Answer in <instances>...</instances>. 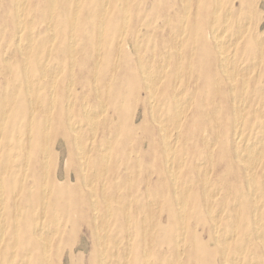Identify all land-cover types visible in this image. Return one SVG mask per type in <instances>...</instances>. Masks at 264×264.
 Here are the masks:
<instances>
[{"label": "rangeland", "instance_id": "rangeland-1", "mask_svg": "<svg viewBox=\"0 0 264 264\" xmlns=\"http://www.w3.org/2000/svg\"><path fill=\"white\" fill-rule=\"evenodd\" d=\"M263 1L0 0V264H101V247L108 264H264V196L254 212L245 195V166L264 188ZM236 118L254 160L235 153Z\"/></svg>", "mask_w": 264, "mask_h": 264}, {"label": "bare ground", "instance_id": "bare-ground-1", "mask_svg": "<svg viewBox=\"0 0 264 264\" xmlns=\"http://www.w3.org/2000/svg\"><path fill=\"white\" fill-rule=\"evenodd\" d=\"M17 1V9L19 10V11H21L22 9H23V0H16ZM54 1V0H53ZM50 2V1H49ZM264 2V1H263ZM27 3H29V2H27ZM79 3V2H78ZM258 3H259V1H258ZM52 4V3H51ZM108 4V3H107ZM218 4V3H217ZM264 4V3H263ZM214 5V4H213ZM259 6V5H258ZM25 7V6H24ZM125 7V6H124ZM226 7V6H225ZM259 8V7H258ZM126 9V8H125ZM53 10V9H52ZM127 10V9H126ZM186 10V9H185ZM73 11H74V9H73ZM142 11V10H141ZM21 12H23V11H21ZM20 12V13H21ZM226 13H227V11H225ZM123 13V12H122ZM214 13V12H213ZM212 13V14H213ZM23 14V13H22ZM51 14H52V12H51ZM19 15V14H18ZM17 15V16H18ZM18 18H19V16H18ZM50 18H51V16H50ZM103 18V17H102ZM245 18V17H244ZM32 19V18H31ZM96 19H98V18H96ZM238 19V18H237ZM242 19V18H241ZM69 20H71V19H69ZM21 21V20H20ZM50 21V20H49ZM100 21V20H99ZM104 21V20H103ZM227 21V20H226ZM246 21V20H245ZM244 21V22H245ZM100 22H102V21H100ZM148 22H150V21H148ZM147 22V23H148ZM247 22V21H246ZM245 22V23H246ZM75 23V22H74ZM223 23V22H222ZM240 23H242V22H240ZM71 24V23H70ZM190 24H192V23H190ZM22 25V24H21ZM103 25V24H102ZM126 25H127V23H126ZM237 25V24H236ZM72 26V25H71ZM99 26V25H98ZM225 26V25H224ZM242 26V25H241ZM52 27V26H51ZM195 27V26H194ZM222 27H223V25H222ZM227 27V26H226ZM258 27V26H257ZM49 28V27H48ZM75 28V27H74ZM179 28V27H178ZM54 29V28H53ZM20 30V32H22L23 31V29H22V26H21V28L19 29ZM72 30V29H71ZM70 30V31H71ZM184 30V29H183ZM189 30V29H188ZM225 31V30H224ZM260 31V30H259ZM100 32H102L101 30H100ZM241 32V31H240ZM264 32V31H263ZM125 33V32H124ZM212 33V32H211ZM54 34V33H53ZM182 34H183V32H182ZM195 34H196V32H195ZM231 34V33H230ZM235 34V33H234ZM19 35V34H18ZM100 35V34H99ZM125 35V34H124ZM237 34H235V36H236ZM101 36V35H100ZM99 36V37H100ZM231 36V35H230ZM211 37H212V39L216 42V46H218L219 47V50H220V67H221V69H223V72H226L227 74L229 73L230 74V71H232V70H234L235 69V67H233L234 65V63L232 64V62H231V60H230V58H231V54H230V52H228V51H225V45H226V39H224V38H222V37H220V36H218L217 35V33H216V30L211 34ZM229 37V36H228ZM147 39H148V37H147ZM228 39V38H227ZM236 39V38H235ZM31 40V39H30ZM29 40V41H30ZM234 40V39H233ZM264 40V39H263ZM19 41L21 42V44H22V41H23V39H22V37H21V35L19 36ZM25 41V40H24ZM133 40L131 39V41L130 42H132ZM235 41V40H234ZM240 41V40H239ZM70 42V41H69ZM178 42V41H177ZM30 43H31V41H30ZM71 43H72V41H71ZM100 43V42H99ZM141 43V42H140ZM227 43H228V41H227ZM262 43V42H261ZM26 44H28V43H26ZM139 45V44H138ZM237 45V44H236ZM19 46V45H18ZM23 46V45H22ZM32 46V45H31ZM99 46V45H98ZM97 46V47H98ZM128 46V45H127ZM135 46V45H134ZM155 46V45H154ZM28 47H29V44H28ZM67 47H68V45H67ZM130 47V46H129ZM178 47H180V46H178ZM27 48V47H26ZM30 48V50H31V47H29ZM217 48V47H216ZM180 49V48H179ZM223 49H224V51H223ZM228 49V48H227ZM235 49V48H234ZM75 50V49H74ZM81 50V49H80ZM99 50V49H98ZM155 50V49H154ZM22 51V50H21ZM68 51V50H67ZM73 51V50H72ZM7 52V51H6ZM132 52V51H131ZM228 52V53H227ZM235 52V51H234ZM11 53V52H10ZM14 53V52H13ZM13 53H11L12 55H13ZM173 53V52H172ZM171 52H170V54H172ZM235 53H237V51L235 52ZM10 54V55H11ZM93 54V53H92ZM102 54V53H101ZM262 54V53H261ZM5 55V54H4ZM119 55V54H118ZM150 56V55H149ZM182 56V55H181ZM235 56V55H234ZM257 56V55H256ZM5 57V56H4ZM154 57V56H153ZM6 58V57H5ZM150 58V57H149ZM236 58V57H235ZM48 59V58H47ZM253 59V61L252 62H254V58H252ZM251 59V60H252ZM94 60V59H93ZM99 60V59H98ZM148 60H150V59H148ZM240 60V59H239ZM155 61V60H154ZM28 62V61H27ZM39 62V61H38ZM98 62V61H97ZM145 62V61H144ZM234 62H235V60H234ZM9 63H11V62H9ZM118 63V62H117ZM236 63V62H235ZM240 63V62H239ZM7 64V63H6ZM46 64V63H45ZM98 64V63H97ZM147 64V63H146ZM254 64V63H253ZM23 65V64H22ZM180 65V64H179ZM190 66V65H189ZM240 66V65H239ZM249 66V65H248ZM247 66V67H248ZM27 67V66H26ZM151 67V66H150ZM163 67V66H162ZM246 67V68H247ZM254 67V66H253ZM1 68V67H0ZM39 68V67H38ZM245 68V67H244ZM245 68V69H246ZM250 68V67H249ZM252 68V67H251ZM26 70L25 71H27V68H25ZM158 69V68H157ZM160 69V68H159ZM29 70V69H28ZM151 70V69H150ZM247 70V69H246ZM249 70V69H248ZM54 71V70H53ZM135 71V70H134ZM166 71V70H165ZM170 71V70H169ZM181 71H182V69H181ZM56 72H57V70H56ZM154 72V71H153ZM157 72V71H156ZM178 72V71H177ZM180 72V71H179ZM192 72V71H191ZM233 72V71H232ZM181 73V72H180ZM225 73V74H226ZM26 74H27V72H26ZM94 74V73H93ZM140 74H141V76L143 77V80L146 82V84H148V85H152L153 83H154V79H156L155 77H154V75L148 70V69H145V68H143L141 71H140ZM191 74V73H190ZM229 74H228V76H229ZM97 76V75H96ZM164 76V75H163ZM177 77V76H176ZM234 77V76H233ZM176 79V78H175ZM219 79V78H218ZM190 80V79H189ZM231 80V87H232V89H234L235 88V82H234V80H232V79H230ZM229 80V81H230ZM35 81V80H34ZM56 81H57V79H56ZM248 81V80H247ZM53 82V81H52ZM51 82V83H52ZM179 82H180V80H179ZM20 83H21V81H20ZM71 83V82H70ZM245 83V82H244ZM27 84V83H26ZM55 84H56V82H55ZM161 84V83H160ZM165 85V84H164ZM178 85H179V83H178ZM196 85V84H195ZM248 85V84H247ZM19 86V85H18ZM52 86V85H51ZM20 87V86H19ZM44 87V86H43ZM42 87V88H43ZM244 87V86H243ZM147 88V87H146ZM263 88H264V86H263ZM262 88V89H263ZM40 90H41V88H40ZM246 90V89H245ZM264 90V89H263ZM28 92V91H27ZM32 92V91H31ZM71 92V91H70ZM177 92V91H176ZM178 92H180V91H178ZM233 92V91H232ZM240 92V91H239ZM242 92V91H241ZM245 92V91H244ZM253 92H255V91H252V93ZM53 93V92H52ZM161 93V92H160ZM181 93V92H180ZM251 93V92H250ZM251 93V94H252ZM192 93H190V95H191ZM254 94V93H253ZM6 95V94H5ZM53 95V94H52ZM148 95H149V98H151V100H154L155 99V95H154V93L151 91V89L149 90V93H148ZM179 95V94H178ZM241 94H238L237 96H235V101H237L238 102V98L239 97H241L240 96ZM51 96V95H50ZM86 96V95H85ZM173 96V95H172ZM233 96H234V94H233ZM67 97H69L68 95H67ZM175 97V96H174ZM188 97V96H187ZM0 98H1V96H0ZM13 98V97H12ZM75 98V97H74ZM184 98V97H183ZM189 98H190V96H189ZM233 98V97H232ZM251 98H252V96H251ZM168 99V98H167ZM188 99V98H187ZM257 99H258V97H257ZM51 100V99H50ZM49 100V101H50ZM150 100V101H151ZM190 100H193V99H190ZM2 101V100H1ZM0 101V102H1ZM69 101V100H68ZM187 101V100H186ZM151 102H153V101H151ZM249 102V101H248ZM70 103H72V102H70ZM86 103H88L87 101H86ZM156 103V102H155ZM157 103H159V102H157ZM184 103V102H183ZM189 103V102H188ZM241 103V102H240ZM31 104V103H30ZM49 104V103H48ZM68 104V103H67ZM162 104V103H161ZM167 104V103H166ZM181 103H180V100H177L176 101V103H175V106L177 107V109L179 108V106H183V105H180ZM244 104V103H243ZM3 105V104H2ZM52 105V104H51ZM70 105V104H69ZM72 105V104H71ZM152 105V104H151ZM4 106V105H3ZM68 106V105H67ZM66 106V107H67ZM187 106H189V105H187ZM52 107V106H51ZM102 107V106H101ZM148 107V106H147ZM6 108H8V107H6ZM86 108V107H85ZM181 108V107H180ZM179 108V109H180ZM257 108V107H256ZM4 110H6L5 108H3ZM51 109V108H50ZM87 109V108H86ZM90 109H92V108H90ZM90 109H87V110H83V112H84V115L88 118L87 120H88V128H89V130L90 131H93L94 130V128H95V125H96V123H95V121L94 120H90V117H91V115H93V113H94V110H93V112H92V110H90ZM185 109V108H184ZM258 109V108H257ZM100 110H101V108H100ZM107 110V109H106ZM173 110V109H172ZM217 110V109H216ZM216 110H214V111H216ZM105 111V110H104ZM164 111V110H163ZM221 111V110H220ZM52 112V111H51ZM67 112H68V109H67ZM106 112V111H105ZM181 112V111H180ZM234 112H235V110H234ZM6 113V112H5ZM182 113V112H181ZM255 113V112H254ZM2 114V113H1ZM32 114H33V112H32ZM155 114V113H154ZM235 114V113H234ZM8 115V114H7ZM51 115H52V113H51ZM96 115V114H95ZM102 115V114H101ZM33 115H31V117H32ZM153 116V115H152ZM164 116V115H163ZM170 116H171V114H170ZM170 116H169V118H170ZM162 117V116H161ZM173 117V116H172ZM232 117V116H231ZM241 117V116H240ZM7 118V117H6ZM168 118V119H169ZM233 118V117H232ZM50 119V118H49ZM161 119V121H162V118H160ZM165 119V118H164ZM242 119V118H241ZM252 119V118H251ZM3 121H4V119H2ZM254 120V119H253ZM29 121H30V119H29ZM47 121V120H46ZM76 121V120H75ZM75 121L73 122V123H75ZM179 121V120H178ZM235 121V120H234ZM31 122V121H30ZM29 122V123H30ZM50 122V121H49ZM81 122V121H80ZM136 122V121H135ZM134 122V123H135ZM162 122H164V120L162 121ZM173 122V121H172ZM72 123V122H71ZM156 123V122H155ZM2 124V123H1ZM5 124V123H4ZM50 124V123H49ZM70 124V123H69ZM78 124H80V123H78ZM161 125H162V123H160ZM165 124V123H164ZM45 125H46V123H45ZM235 126H234V133H235V136L238 138V140L235 142V153H236V155L238 156V157H240V155H242L243 156V158H246L248 161L249 160H254L259 154H261V150H260V148H258V144L257 143H259V142H257V141H251L250 143L249 142H247V140H245V139H243L242 138V135H241V131H242V128L240 129V126H239V122H238V118H236V122H235V124H234ZM250 125V124H249ZM259 125V124H258ZM257 125V126H258ZM3 126V125H2ZM48 126V125H47ZM70 126V125H69ZM72 126V128H75L76 127V123L73 125H71ZM86 126V125H85ZM167 126V125H166ZM181 126V125H180ZM230 126V125H229ZM242 126V125H241ZM84 127V126H83ZM83 127H82V129H83ZM260 127V126H259ZM45 128H46V126H45ZM151 128V127H150ZM247 128V127H246ZM261 128V127H260ZM263 128V127H262ZM31 129V128H30ZM48 129H50V127H48ZM71 129V128H70ZM77 129L78 128H76V131H77ZM80 129V128H79ZM257 129V128H256ZM97 130V129H96ZM161 130V129H160ZM165 130V129H164ZM75 131V130H74ZM207 131V130H206ZM218 132V131H217ZM48 133V132H47ZM168 133V132H167ZM31 134V133H30ZM164 134H165V132H164ZM175 134V133H174ZM178 134V133H177ZM176 134V135H177ZM206 134H208V133H206ZM264 134V133H263ZM93 135V134H92ZM205 135V134H204ZM118 136V135H117ZM175 136V135H174ZM78 137H79V135H78ZM176 137V136H175ZM206 137V136H205ZM260 137V136H259ZM109 138V137H108ZM174 138V137H173ZM53 139V138H52ZM112 139V138H111ZM261 139V138H260ZM54 140V139H53ZM65 140V139H64ZM76 140V139H75ZM173 140V139H172ZM177 140V139H176ZM216 140V139H215ZM214 140V141H215ZM66 141V140H65ZM88 141H89V138H88ZM93 141V140H92ZM213 141V140H212ZM260 141V140H259ZM263 141V140H262ZM30 142V141H29ZM90 142V141H89ZM172 142V141H171ZM174 142V141H173ZM208 142H209V140H208ZM211 142V141H210ZM229 142V141H228ZM91 143V142H90ZM164 145H165V147H168L169 145H170V141L166 138V139H164ZM81 144V143H80ZM89 144V143H88ZM105 144H106V141H105ZM109 144V143H108ZM210 144V143H209ZM11 145V144H10ZM68 145V144H67ZM145 145V144H144ZM221 145V144H220ZM261 145V144H260ZM102 146H104V145H102ZM108 147V146H107ZM0 148H2V147H0ZM111 148V147H110ZM109 148V149H110ZM230 148V147H229ZM81 149V148H80ZM143 149V148H142ZM103 150H105V149H103ZM173 150V149H172ZM63 151V150H62ZM81 151V154H83L84 153V151L83 150H80ZM86 151V150H85ZM135 151V150H134ZM68 152V151H67ZM108 152V151H107ZM171 152V151H170ZM69 153V152H68ZM110 153V152H109ZM78 154V153H77ZM13 155V154H12ZM44 155V154H43ZM61 155H62V153H61ZM212 155H214V154H212ZM28 156V155H27ZM60 156V155H59ZM88 156V155H87ZM172 154L171 153H169V152H167V154H166V166L168 167V170H169V172H170V176H171V179H173V184H174V187H178V185L180 184H178L177 185V179L174 177V173L171 171L172 169H174L175 168V162H174V160H173V158H172ZM199 156V155H198ZM8 157V156H7ZM61 157V156H60ZM98 157H100V156H98ZM15 158V157H14ZM29 158V157H28ZM100 158H102L103 160H105V159H107V157H106V155H104L103 157L101 156ZM105 158V159H104ZM185 158V157H184ZM85 159V158H84ZM109 159H110V157H109ZM205 159V158H204ZM212 159V158H211ZM242 159V158H241ZM60 160V159H59ZM58 160V161H59ZM87 160V159H86ZM183 161H184V159H183ZM199 162H197L198 164L200 163V160H198ZM205 161V160H204ZM203 160H202V163L204 162ZM14 162V161H13ZM48 162V161H47ZM82 162V161H81ZM80 162V163H81ZM181 162V161H180ZM206 162V161H205ZM241 162V161H240ZM258 162V161H257ZM87 163V162H86ZM93 163V162H92ZM211 163H213L212 162V160H211ZM231 163V162H230ZM55 164V163H54ZM180 164V163H179ZM183 164V163H182ZM258 164V163H257ZM20 165V164H19ZM46 165V164H45ZM56 165V164H55ZM66 165V164H65ZM203 165V164H202ZM208 165V164H207ZM217 165V164H216ZM232 165V164H231ZM250 165V164H249ZM84 166V164H82V167ZM92 166H93V164H92ZM179 166V165H178ZM131 167V166H130ZM129 167V168H130ZM216 167V166H215ZM65 168V167H64ZM85 168V167H84ZM94 168V167H93ZM27 169V168H26ZM238 169V168H237ZM62 170V169H61ZM149 170V169H148ZM245 170H246V172L248 171V173H247V181H248V192L245 194L246 195V197H247V199L248 200H250L252 203V209H253V211L255 212V211H257L258 210V208H260V207H257L256 206V203L258 202V200H260V198L262 199L263 198V196H264V188L263 189H261V187H258V185H257V182H256V179H255V177H254V172H251L252 171V169L250 168V167H248V166H245ZM92 171H93V169H92ZM107 171V170H106ZM83 172V171H82ZM95 172V171H94ZM201 172V171H200ZM103 173V172H102ZM147 173V172H146ZM234 173V172H233ZM47 174V173H46ZM149 174V173H148ZM228 174V173H227ZM75 175V174H74ZM106 175H107V172H106ZM224 175V174H223ZM63 176V175H62ZM102 176V175H101ZM57 177V176H56ZM60 177V176H59ZM177 177V176H176ZM228 177V176H227ZM65 178V177H64ZM105 178H106V176H105ZM21 179H22V177H21ZM57 179V178H56ZM56 179H55V181H56ZM92 179V178H91ZM163 179V178H162ZM44 180V179H43ZM49 180V179H48ZM53 180V179H52ZM70 180V179H69ZM194 180V179H193ZM212 180H214V179H212ZM2 181V180H1ZM23 181V180H22ZM65 181H66V179H65ZM84 181V180H83ZM93 181H94V179H93ZM162 181V180H161ZM210 181V180H209ZM209 181L207 182V183H209ZM197 182V181H196ZM213 182V181H212ZM220 182V181H219ZM263 182V181H262ZM2 183V182H1ZM0 183V184H1ZM60 183V182H59ZM58 183V184H59ZM104 183V182H103ZM61 184H63V183H61ZM85 184V183H84ZM88 184H90V183H88ZM182 184H184V182L182 183ZM214 184V183H213ZM239 184V183H238ZM263 184H264V182H263ZM72 185V184H71ZM74 185V184H73ZM86 186V185H85ZM190 185H187V187H189ZM217 187V186H216ZM264 187V186H263ZM3 189H4V187H2ZM33 188V187H32ZM241 188V187H240ZM46 189V188H45ZM96 189V188H95ZM106 189V188H105ZM186 189V188H185ZM217 189H218V187H217ZM217 189H216V191H217ZM97 190V189H96ZM95 190V191H96ZM181 190V189H180ZM221 190V189H220ZM245 190V189H244ZM1 192L3 191V190H0ZM49 191V190H48ZM47 191V192H48ZM214 191V190H213ZM216 191H214V192H216ZM90 192H92V191H90ZM175 192V191H174ZM178 192V191H177ZM244 192V191H243ZM1 194V193H0ZM92 194V193H91ZM45 195V194H44ZM240 196H238L239 198L241 197V194H239ZM226 196V195H225ZM2 197V196H1ZM91 197V196H90ZM94 197H95V195H94ZM105 197V196H104ZM127 198V197H126ZM215 198V197H214ZM98 199V198H97ZM221 199V198H220ZM2 200H3V198H2ZM98 201V200H97ZM129 201V200H128ZM177 201V200H176ZM234 201V200H233ZM93 202V201H92ZM130 202V201H129ZM264 202V201H263ZM262 202V203H263ZM1 200H0V205H1ZM154 203V202H153ZM179 203H181V202H179ZM209 203V202H208ZM184 204V203H183ZM235 204V203H234ZM238 204V203H237ZM237 204H235L236 206H237ZM19 205V204H18ZM126 205H127V203H126ZM43 206H44V204H43ZM235 206V207H236ZM261 206H262V204H261ZM178 207H179V205H178ZM183 207V206H182ZM203 207V206H202ZM247 207V206H246ZM263 207V206H262ZM3 209V208H2ZM180 209V208H179ZM221 209V208H220ZM20 210V209H19ZM54 210V209H53ZM219 211V210H218ZM107 213V212H106ZM184 213V212H183ZM182 213V214H183ZM259 213V212H258ZM95 214V213H94ZM98 214V213H97ZM156 214V213H155ZM16 215V214H15ZM19 215V214H18ZM55 215V214H54ZM101 215H103V214H101ZM107 216H108V214H107ZM210 216H212L211 214H210ZM215 216H217V215H215ZM98 217V216H97ZM175 217H177V216H175ZM184 217V216H183ZM236 217H238V215H236ZM19 218V217H18ZM38 218V217H37ZM44 218H45V216H44ZM169 218V217H168ZM245 218V217H244ZM243 218V219H244ZM247 218V217H246ZM260 218V217H259ZM183 219V218H182ZM258 219V218H257ZM230 220V219H229ZM259 220V219H258ZM1 221H2V218H1ZM40 221V220H39ZM97 221V220H96ZM42 222H43V220H42ZM208 222V221H207ZM206 222V223H207ZM243 222V221H242ZM246 223H247V221H246ZM249 223L250 222H248V224H246L245 225V227L246 226H248L249 225ZM245 224V223H244ZM261 224V223H260ZM259 224V225H260ZM16 225V224H15ZM210 225V224H209ZM209 225H208V229H209ZM219 225V224H218ZM233 225V224H232ZM239 225V224H238ZM254 225H255V222H254ZM257 223H256V225H255V232L257 233V234H259V237L261 238V241H263V243H262V245H261V247H262V253H263V255H264V230L262 229V228H260V226H259ZM262 225V224H261ZM227 226H228V224H227ZM3 227V226H2ZM36 227V226H35ZM38 228H39V226H37ZM128 227V226H127ZM1 228V227H0ZM216 228V227H215ZM237 228V227H236ZM182 229H183V227H182ZM251 229V228H250ZM249 229V230H250ZM4 230V229H3ZM218 230V229H217ZM222 230V229H221ZM18 231V230H17ZM37 231V230H36ZM41 231V230H40ZM47 231V230H46ZM220 231V230H219ZM252 231V230H251ZM105 232H106V230H105ZM131 232V231H130ZM248 233H247V235L249 234V232L250 231H247ZM49 233H50V230H49ZM58 233V232H57ZM129 233V232H128ZM182 233H184V232H182ZM217 233V232H216ZM226 233V232H225ZM5 234V233H4ZM55 234V233H54ZM103 234V233H102ZM186 234V233H185ZM2 235V234H1ZM0 235V236H1ZM17 235V234H16ZM106 235V234H105ZM175 235V234H174ZM178 235V234H177ZM210 235V234H209ZM3 236V235H2ZM98 236H99V233H98ZM101 236V239L103 238V237H105V236H103V235H100ZM129 236V235H128ZM162 236V235H161ZM180 236V235H179ZM216 237H217V235H215ZM251 236H253V235H251ZM18 237V236H17ZM43 237V236H42ZM45 237V236H44ZM229 237V236H228ZM258 237V236H257ZM184 238V237H183ZM211 238V237H210ZM209 238V239H210ZM253 238V237H252ZM251 238V239H252ZM2 239V238H1ZM0 239V240H1ZM40 239H41V237H40ZM99 239V238H98ZM179 239V238H178ZM229 239V238H228ZM241 239V238H240ZM44 240V239H43ZM128 240H129V238H128ZM236 240V239H235ZM253 240V239H252ZM180 241V240H179ZM209 241V240H208ZM212 241V240H211ZM2 242V241H1ZM105 242V241H104ZM243 242V241H242ZM246 241H244V243H245ZM250 242V241H249ZM116 243H120V242H116ZM225 243V242H224ZM256 243V242H255ZM51 244V243H50ZM98 244V243H97ZM100 244V243H99ZM49 245V244H48ZM105 245V244H104ZM184 245V244H183ZM245 245V244H244ZM243 245V246H244ZM44 246V245H43ZM118 246V245H117ZM129 246V245H128ZM216 246V245H215ZM242 246V247H243ZM210 247V246H209ZM213 247V246H212ZM259 247V246H258ZM45 248V247H44ZM178 248V247H177ZM216 248V247H215ZM260 248V247H259ZM256 249V248H255ZM131 250V249H130ZM148 250V249H147ZM226 250V249H225ZM15 252H16V250H14ZM45 251V250H44ZM105 249L104 248H102L101 247V249H100V254H102V257L100 258L101 259V264H108L107 263V261L105 260V258L103 257L104 256V253H105ZM183 251V250H182ZM239 251H241V250H239ZM244 251V250H243ZM253 251V250H252ZM251 251V252H252ZM255 251V250H254ZM253 251V252H254ZM124 252H125V250H124ZM256 252V251H255ZM48 253H49V251H48ZM116 252H114V254H115ZM128 253H131L130 251L128 252ZM30 254V253H29ZM92 254V253H91ZM184 254V253H183ZM232 254V253H231ZM240 254H242V252L240 253ZM252 254V253H251ZM95 255V254H94ZM113 255V254H112ZM117 255V254H116ZM125 255H126V253H125ZM124 255V256H125ZM49 256V255H48ZM252 256V255H251ZM250 256V257H251ZM170 257V256H169ZM233 257H234V255H233ZM244 257V256H243ZM149 258V257H148ZM238 258V257H237ZM257 258V257H256ZM239 259V258H238ZM261 259V258H260ZM259 259V260H260ZM116 261V260H115ZM127 261V260H126ZM238 261V260H237ZM240 261V260H239ZM262 261V260H261ZM147 262V261H146ZM219 262V261H218ZM255 262H256V260H255ZM264 262V261H263ZM12 263V262H11ZM183 263V262H182ZM224 263H225V261H224ZM253 263V262H252ZM251 263V264H252ZM260 263H262V262H260ZM13 264V263H12ZM46 264V263H45ZM180 264H181V261H180ZM255 264V263H254Z\"/></svg>", "mask_w": 264, "mask_h": 264}]
</instances>
